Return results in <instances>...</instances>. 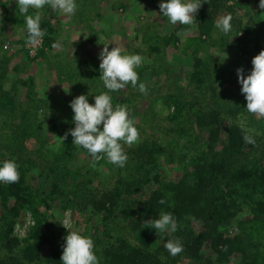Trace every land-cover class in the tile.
<instances>
[{"label":"trees","instance_id":"1","mask_svg":"<svg viewBox=\"0 0 264 264\" xmlns=\"http://www.w3.org/2000/svg\"><path fill=\"white\" fill-rule=\"evenodd\" d=\"M82 1L75 0V14L87 12L84 18L80 17L86 21L90 16ZM16 2L2 3L10 13V7L14 8L11 26H22L26 24L25 16ZM249 3L204 0L194 18L197 34L182 38L178 31L188 25L177 23L171 24L173 27L165 33L150 30L141 34L140 42L149 56L158 55L167 44L183 53L196 54L204 45L214 44L219 30L216 21L223 9L225 15L237 17L236 48L251 66L245 71L247 76L253 67L252 58L264 50V9L259 7V0ZM243 5L249 7L246 13H237ZM50 8L45 5L39 11L45 14ZM36 11L30 8L27 15H35ZM94 14L100 16L99 11ZM46 18L41 16L40 21L45 31L43 47L37 49L40 53L45 46L50 48L55 39V29ZM2 46L0 38V166L5 160H13L20 179L12 184L0 182V264H62L68 229L62 225L60 215L67 210L74 219L76 213L83 214L85 231L79 233L93 240L99 264H176L181 256L187 264H264V121L254 118L262 123V133L254 138L255 145L248 144L243 141L244 132L237 123H226L218 112L205 114L202 104L191 100V93L197 94L204 88V82L209 81L211 94L225 99L227 111L236 114L242 107L238 101L242 95L239 80L233 87L232 80L219 89L217 84L228 79L218 77L207 67V60L199 61L196 55L192 69H184L187 100L194 111L193 119L190 114L186 118L191 121V132L188 126L172 127L169 131L187 137V142L179 143V147L182 153H191L183 157L189 161L186 160L185 169L175 179L163 178L158 170V154L180 166L175 146L171 145L174 137L166 141L155 137L141 139L132 146L124 145L128 157L125 166L108 163L105 157L108 169L102 173L99 163L95 169L74 165L73 137L69 131L75 127L70 102L83 94L91 104L95 95L108 92L99 84L102 83L100 63L76 56L89 66L78 62L58 63L56 74L60 82L69 81L70 85L64 87L69 96L62 97L58 91L40 96L32 90L34 77L20 76L22 67L14 66L18 69L14 78L5 71L10 55L1 50ZM57 57L61 58L62 53L57 52ZM145 67L142 63L135 70L141 73ZM21 88L24 99L18 98L19 93L11 94ZM117 100L127 102L112 99V105ZM182 100L176 91L165 93L164 105L172 106L170 119L182 121V111L187 108ZM195 129H204L205 136L202 144L192 147L189 142H193ZM65 133L68 135L63 141L60 137ZM30 138L38 143L37 149L30 150L25 145ZM35 152L40 153V161L27 156ZM161 198L167 203L160 204ZM162 212L174 216L178 224L175 233L166 230L158 234L155 229L141 228L145 220L158 219ZM27 213L33 222L25 235L19 237L14 228ZM227 226L233 228V233L225 232ZM125 230L129 235L123 234ZM169 239H179L183 245L184 251L176 257L164 246Z\"/></svg>","mask_w":264,"mask_h":264},{"label":"rangeland","instance_id":"2","mask_svg":"<svg viewBox=\"0 0 264 264\" xmlns=\"http://www.w3.org/2000/svg\"><path fill=\"white\" fill-rule=\"evenodd\" d=\"M88 1L90 0L82 1L84 5H87H85V7L90 16V19L86 21H84L85 19L80 20V17L84 18V14L87 13L83 10L84 13L81 14L80 7L78 9V11H80L79 15L77 13L66 15L52 8L48 10V13L41 14L42 17L47 16L46 19L52 23L55 29V39L50 48L45 46L43 53L37 51L38 53L33 57L26 48L28 38L26 24L22 26H11V13L14 8L10 7V13V11H7L8 6L4 5L6 4V0H0V38L2 39V45H8L7 48L2 46L1 50H4L10 55V59H8L5 64V71L10 73L12 78H14L18 70L15 69L14 66H20L23 68L22 71H19L20 76L32 75L34 77L33 81L35 84L32 86V90L35 94L47 96L49 93L58 91L60 96L66 97L69 96V93L66 92L64 87L70 84L67 79L61 82L58 80L56 74L58 63L66 61L68 63L78 62V64H83L86 67L89 66L88 63L85 64L82 61H78L76 57L83 59L93 58L100 63L99 53L102 51L104 43H108L109 50L116 45L123 49L122 54L141 55L144 58L143 63H145L146 67L141 73L136 70L139 76L137 87L133 88L129 83L120 91L110 92L112 99L127 100L125 103L117 100L114 102L113 107L115 108L117 105L127 106L129 118L134 121V126L138 129L139 141L141 139H152L154 137L165 141L172 137L175 138V140L171 142V145L175 146L176 157L180 159V166L176 161H169L165 156L158 154L160 165L158 170L162 177L167 180L175 179L177 173L185 169L186 160L189 161L188 159L184 160L183 157L189 156L191 153V151L182 153V149L179 147V143L187 142V137L180 136L175 130L169 131L172 127L188 126L189 128H186L191 132V121H186V118L191 115L190 117L193 119L194 111L189 105L191 102L187 100V94H189V92L186 79L183 77L185 75L184 69H192L195 55L199 61L203 62L207 60V67H209L211 71H215L218 77L222 79H228V81L225 80V82L217 84L218 86L216 85L221 89L224 85L228 86L229 81H234L232 85H230L232 87L238 82V68L243 67L244 75L245 71L251 68V66L247 65L244 59L241 58L240 52L236 48L234 24L237 17L232 16V30L229 33L224 34L219 29L214 44L210 43L204 45L196 54L192 53L189 55L188 53H183L180 48L167 44L161 49L158 55L149 56L146 52V46L142 45L140 42L141 34L148 33L150 30L151 32L158 31L165 33V31L167 32L173 27L168 18L161 14L159 5L162 0H91V2L87 4ZM246 1H250L251 3V0ZM248 8V6L243 5V7L237 10V13H246V9ZM96 11L100 12V16H95L94 13ZM224 15V10L221 9L218 19ZM59 23L61 24L59 25ZM154 27L158 28L154 30ZM178 34L182 38L197 34L196 22L194 21L191 25L178 31ZM57 52L62 53L61 58L68 59L61 61V58L58 59L57 57ZM225 56L226 58L223 59ZM141 82L145 83L147 87L148 91L146 95L139 91L138 85ZM210 83L209 81H205L202 90L199 89L197 94L191 93V100H198L202 104V111L205 112V114L211 111L218 112L220 118L222 117L221 119L226 123L231 121L239 125L240 121L243 120L250 134H252L254 138L259 137L262 133V123L257 122V120L261 118H257L248 113L245 95L242 94L238 100L242 103L240 111L236 114H232L227 111V105L223 104L226 101L225 99L216 98L211 94L209 88ZM99 84H103V81ZM5 88L8 89L7 86ZM21 90L22 88L15 93H10H19L18 98L24 99V91ZM171 90L176 91L177 94L182 96V101L186 103L185 107L189 109H183L182 121H175L168 117L170 111H172V106H165L163 100L165 93ZM88 102L90 103V99H88ZM94 103L95 100L91 102V104ZM56 108H59V106ZM254 118L257 120H254ZM262 119L264 121V118ZM184 120L186 122H183ZM102 127L101 125V130L103 129ZM205 128L207 127L204 126V129ZM204 129L203 131L198 129L193 130V142L188 141L189 145L193 147L203 143V138L205 136ZM176 141L178 144H176ZM26 144L29 147L27 148L30 150L38 148V143H36L34 138L28 139L25 142V145ZM121 144L122 147L126 145L123 141H121ZM73 152H75V157L73 158L74 165L91 167L92 157L85 149L74 146ZM30 155L40 161L41 156L39 152H35V154L29 153L27 156ZM99 169L102 173L106 172L108 167L105 160L99 161ZM94 178L93 176V179ZM243 213L245 214V210ZM60 217L62 223L66 217L71 219L73 231H85V225L83 223L84 216L82 213H76L74 219L71 211L67 210L63 215H60ZM32 222L31 215L27 213L26 216L23 217L22 222L15 225V233L19 237L24 236L28 225ZM233 231L232 227H225L226 233L231 234ZM123 234L127 236L129 232L125 230ZM230 260L233 261V259ZM185 261V257L181 256L180 259L178 258L175 262L176 264H187V261ZM225 264H229V262Z\"/></svg>","mask_w":264,"mask_h":264},{"label":"clouds","instance_id":"3","mask_svg":"<svg viewBox=\"0 0 264 264\" xmlns=\"http://www.w3.org/2000/svg\"><path fill=\"white\" fill-rule=\"evenodd\" d=\"M203 2L201 0H187V2L162 0L159 8L161 14L172 24L191 25ZM17 5L19 12L25 16L27 43L31 46H38L45 36V31L40 27L41 13L39 11L45 5L66 15H73L77 10L75 0H17ZM259 7L264 9V0H259ZM30 8L37 10L35 15H27ZM232 19L230 14L224 15L216 21V27L227 34L232 30ZM122 52L121 47L115 45L109 50L108 43H104L99 53L100 78L108 92L120 91L129 83L133 88L137 87L139 76L135 69L142 65L144 58L139 54H122ZM251 62L253 67L247 76L244 75L243 67L237 69L238 80L242 85L241 92L247 101L248 113L257 118H264V50L255 55ZM138 87L141 93L147 94L145 83H139ZM108 92L95 95L94 104H90L83 94L70 102L75 123V127L69 130L73 137L72 143L74 146L82 147L91 155L90 166L94 169L105 157L108 163L124 167L128 157L121 141L128 146L139 141L138 129L134 126V121L129 118L127 106L117 105L114 108L111 102L112 97ZM239 127L244 132L243 141L255 145L256 141L243 120L240 121ZM67 135L68 133H65V136L60 138L64 141ZM19 179L17 164L13 160H5L0 166V182L12 184L19 182ZM159 203L166 204L167 201L161 198ZM62 225L68 229L61 256L62 264H99L94 252L93 240L77 231H72L70 218L66 217ZM145 227L155 229L158 234L166 230L175 233L178 224L172 213L162 212L158 219L145 220L141 228ZM164 246L173 257L184 251L179 239H169Z\"/></svg>","mask_w":264,"mask_h":264},{"label":"built area","instance_id":"4","mask_svg":"<svg viewBox=\"0 0 264 264\" xmlns=\"http://www.w3.org/2000/svg\"><path fill=\"white\" fill-rule=\"evenodd\" d=\"M42 44H43V38H42V40H41V43H40L38 46H31V45H29L28 43H26V48L28 49L30 55L34 56L35 53H36V51H37V49H38L39 47H41ZM3 46H4V48H7V47H8L7 44H4Z\"/></svg>","mask_w":264,"mask_h":264}]
</instances>
